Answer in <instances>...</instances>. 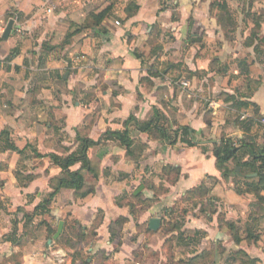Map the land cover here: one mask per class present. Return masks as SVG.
I'll use <instances>...</instances> for the list:
<instances>
[{"label":"crops","instance_id":"crops-1","mask_svg":"<svg viewBox=\"0 0 264 264\" xmlns=\"http://www.w3.org/2000/svg\"><path fill=\"white\" fill-rule=\"evenodd\" d=\"M210 1L0 0V135L7 130L24 151L0 143V264H264V184L239 194L237 183L260 177L240 175L231 160L238 174L225 178L214 155L230 140L239 160L264 157V0L245 1L233 30L222 19L240 0ZM104 11L101 25L83 28ZM153 36L161 48L148 44ZM67 37L64 48H47ZM189 37L194 45H185ZM52 76H63L50 83L55 95L44 89ZM156 110L171 131H195L197 144L181 135L168 144L130 126V150L107 139L90 148L93 172L82 171L79 195L63 188L48 213H35L64 175L50 155L66 158L78 137L98 142ZM168 167L180 170L174 184Z\"/></svg>","mask_w":264,"mask_h":264},{"label":"trees","instance_id":"trees-1","mask_svg":"<svg viewBox=\"0 0 264 264\" xmlns=\"http://www.w3.org/2000/svg\"><path fill=\"white\" fill-rule=\"evenodd\" d=\"M218 2H213L211 7H215ZM219 5V4H218ZM222 9L226 10V6H224ZM107 11H104L100 13L99 15L96 14H90L88 17L87 23L84 25L83 28H96L103 20L107 17ZM260 26V24H258ZM81 28V29H83ZM70 37V34L68 35ZM67 37V38H68ZM189 39H192V37H189ZM53 50V48L51 49ZM139 59H141L140 56H137ZM63 78V77H62ZM165 117L163 114L156 110L155 115L152 119L148 121H139L134 116H130V118L125 122V130L124 131H107L103 138L99 140L98 142L91 141L89 139H85L82 137H78L77 141L79 143V147L70 156L66 158L58 157L56 155H50L49 157L54 161L56 165H58L64 172V175L61 179H59L57 186L54 188V191L50 193L43 202L36 208V212L41 210L43 213H48L49 207L53 200L55 199L58 192L63 188H72L77 191V195H79V192L84 188L85 179L82 174L83 170H89L93 172L91 162L88 157V151L90 148L94 146H98L102 143L103 140H115L120 143L122 147H124L127 150H130L133 146V141L130 138V126H134L138 131L143 133H151L153 136L158 137L161 140L166 141L168 144H173L176 139L179 138L181 135L182 141L186 143L189 146H195L196 138L195 134L196 132L191 130L188 127H178L175 130H172L166 126ZM0 143H3L5 148L10 151L18 152L20 154L24 153V151H20L14 143L11 142L9 138V132L7 130H4L0 135ZM130 153V152H129ZM238 149L235 147L234 143L230 140H222L220 145H218L214 150V155L217 158V167L222 172L223 176L225 178L231 176L232 174L237 175L238 173L235 170H230L227 167V164L231 161H237V166L241 168V174L244 173V170H248L251 173H256L260 177L259 182H253L244 183V187L242 184L237 183L236 190L239 194H244L246 192H254L259 193L262 189V184H264V157L263 156H257L255 152H252V156L254 157L252 162H243L242 160L238 159L237 156ZM39 157H42L41 155ZM256 161H261L262 164L260 166H256ZM76 164H81V169L75 172L71 171V167H73ZM165 173L169 175L171 184L176 183L180 176V170L174 167H168L165 168ZM97 177V176H96ZM245 188V189H244ZM206 190L205 186H201L199 191ZM196 191L189 192L190 196H194L196 194ZM137 199H140V195L137 197ZM260 200H264V198H259ZM124 201H128V206H133L135 209V206L131 203V201L120 198L116 200L117 205L123 206ZM19 212L20 209L18 210ZM133 213L135 214V211L133 210ZM30 218V217H29ZM17 229L15 227V233ZM110 233H111V240L112 242H117L120 244L119 240V234L120 231L116 229V225L113 224L110 227ZM50 239V238H49ZM84 264H87L84 262Z\"/></svg>","mask_w":264,"mask_h":264},{"label":"rangeland","instance_id":"rangeland-1","mask_svg":"<svg viewBox=\"0 0 264 264\" xmlns=\"http://www.w3.org/2000/svg\"><path fill=\"white\" fill-rule=\"evenodd\" d=\"M206 1H210V0H205V2ZM226 0H223L222 2H225ZM228 1H230V4H231V2H234V1H237V0H227V2ZM245 1H247V0H240L238 3H239V6H237V4L236 3H234L233 5H229L230 6V11H228V13H229V15H228V17L225 19V17H224V19H222V21H223V25H224V27L223 28H225L226 30H233L234 28H235V24L234 23H231V21L233 20V19H235V20H237L238 18L236 17L237 15H240L239 13H242V15H245L246 14V10H247V8H246V6H245ZM209 4H211V1L209 2ZM227 4V3H226ZM92 14H94V13H92ZM178 15V13H175V16H177ZM230 15L231 16H233L234 18H231L230 19ZM239 17V16H238ZM243 25V24H242ZM234 27V28H233ZM244 27V26H243ZM236 29V28H235ZM153 39H150L149 40V42H148V44L149 45H151L152 46V49L153 50H156V48H158V47H160L161 48V43H160V38H158V36H153L152 37ZM194 40L193 39H187V40H184V43H185V45H192ZM69 42V39L68 38H65L60 44H56V45H50V46H48L47 48L48 49H54V50H56V49H58V48H64V46L67 44ZM174 43H176V40L174 39ZM176 45H178V44H176ZM194 45V44H193ZM179 46V45H178ZM139 56H141L142 58H144V62H146V60H147V57L146 56H144V55H142L140 52L139 53H137ZM154 62L155 63H157L158 62V60H154ZM181 64V66H182V63H180ZM180 69H181V67H180ZM51 74H53V71L51 72ZM50 74V75H51ZM63 76H60L59 77V79H57V78H54L53 76L52 77H50L49 79L50 80H47L46 81V84H45V87H44V89H46V90H48L49 91V93H55L54 91H55V86L52 84V85H50V83L51 82H53V81H55L56 80V82H60L61 84L63 83V78H62ZM48 78V77H47ZM182 78V76H179L178 75V78H177V80H180ZM55 79V80H54ZM80 90H81V92H83L82 90V88H80ZM55 95V94H54ZM47 108H48V106H47ZM145 202H140L139 203V205H144L145 206ZM135 207H136V205H135ZM178 217H181L180 215L178 216Z\"/></svg>","mask_w":264,"mask_h":264},{"label":"water","instance_id":"water-1","mask_svg":"<svg viewBox=\"0 0 264 264\" xmlns=\"http://www.w3.org/2000/svg\"><path fill=\"white\" fill-rule=\"evenodd\" d=\"M13 26H14V21H10L6 30H5V33H4V36L3 38L4 39H8L11 35V32L13 30ZM237 171L239 172V168L237 169ZM144 188L141 187L137 192H136V195H138L139 193H141V191L143 190ZM63 228H64V223L61 222L60 225H59V228H58V232L57 234L54 236V240H57L59 239V237L61 236L62 232H63ZM149 228L150 230L154 231V232H157L160 230L161 228V220L159 218H153L150 220V224H149ZM52 242V241H51Z\"/></svg>","mask_w":264,"mask_h":264},{"label":"built area","instance_id":"built-area-1","mask_svg":"<svg viewBox=\"0 0 264 264\" xmlns=\"http://www.w3.org/2000/svg\"><path fill=\"white\" fill-rule=\"evenodd\" d=\"M120 23L119 22H117V25H119ZM183 85L184 86H188V84L187 83H183ZM261 124H262V126L264 127V118L261 120Z\"/></svg>","mask_w":264,"mask_h":264}]
</instances>
